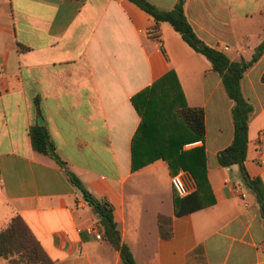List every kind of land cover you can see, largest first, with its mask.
<instances>
[{"label": "crops", "instance_id": "0c3cea01", "mask_svg": "<svg viewBox=\"0 0 264 264\" xmlns=\"http://www.w3.org/2000/svg\"><path fill=\"white\" fill-rule=\"evenodd\" d=\"M148 1L171 10L179 0ZM185 10L201 40L232 61H249L264 43V0H186ZM171 70L188 106L205 112L195 148L206 151L215 198L180 215L166 161L132 170L142 122L132 98ZM263 74L264 53L241 89L254 108L245 167L264 183ZM233 105L210 61L129 0H0V230L19 214L58 264H123L82 192L33 149L29 130L42 117L69 169L113 205L137 264H264L257 198L239 166L217 159L234 138ZM160 217L171 220L170 239Z\"/></svg>", "mask_w": 264, "mask_h": 264}, {"label": "trees", "instance_id": "16d2710c", "mask_svg": "<svg viewBox=\"0 0 264 264\" xmlns=\"http://www.w3.org/2000/svg\"><path fill=\"white\" fill-rule=\"evenodd\" d=\"M129 1L151 15L157 26L161 23L170 24L193 50L210 61L213 70L221 76L227 96L234 103L232 108L234 138L230 146L218 153V163L224 168L239 166L246 184L257 198L264 219V183L261 178H251L245 167L249 123L254 108L244 97L241 89L245 73L263 55L264 43L257 48L249 61L245 59L232 61L222 51L201 40L187 17L186 0H179L171 10H161L148 0ZM262 80L264 82V74ZM132 103L142 117L132 143V170L138 171L162 159L169 164L172 176L180 170L190 173L197 190L184 198L177 196V199L180 198L179 202L176 201L177 215H180L178 208L201 209L215 204L208 180L207 155L204 147L184 150L185 144L205 138V112L202 108L188 106L176 72L169 71L152 87L134 96ZM35 104L40 116L42 113L39 99L35 100ZM29 134L33 149L52 159L65 172L70 182L82 192L85 201L99 217L103 239L120 252L122 263L137 264L129 245L122 242L114 219L113 205L96 198L82 180L69 169L68 163L58 154L45 125L35 124L30 128ZM159 233L163 239L172 237L170 219L159 218ZM0 260H6L7 264H58L47 254L19 214L14 215L8 225L0 230Z\"/></svg>", "mask_w": 264, "mask_h": 264}, {"label": "built area", "instance_id": "2783aa9c", "mask_svg": "<svg viewBox=\"0 0 264 264\" xmlns=\"http://www.w3.org/2000/svg\"><path fill=\"white\" fill-rule=\"evenodd\" d=\"M228 49V48H226ZM203 143L202 140L190 142L184 145V149H193L197 146H201ZM187 173L184 170H180L177 174L171 177V184L174 192L177 194L178 197L184 198L190 195L195 189L196 185L194 183H189L187 181ZM98 239H101V235L97 236Z\"/></svg>", "mask_w": 264, "mask_h": 264}, {"label": "water", "instance_id": "95a60500", "mask_svg": "<svg viewBox=\"0 0 264 264\" xmlns=\"http://www.w3.org/2000/svg\"><path fill=\"white\" fill-rule=\"evenodd\" d=\"M38 124L41 125V126L44 125V120H43L42 117H39V119H38Z\"/></svg>", "mask_w": 264, "mask_h": 264}, {"label": "rangeland", "instance_id": "374dc122", "mask_svg": "<svg viewBox=\"0 0 264 264\" xmlns=\"http://www.w3.org/2000/svg\"><path fill=\"white\" fill-rule=\"evenodd\" d=\"M5 261V263L7 264V261L6 260H4ZM139 263H140V260H139Z\"/></svg>", "mask_w": 264, "mask_h": 264}]
</instances>
